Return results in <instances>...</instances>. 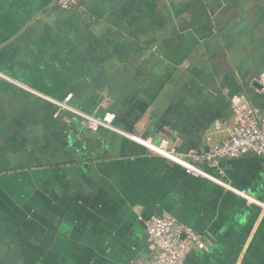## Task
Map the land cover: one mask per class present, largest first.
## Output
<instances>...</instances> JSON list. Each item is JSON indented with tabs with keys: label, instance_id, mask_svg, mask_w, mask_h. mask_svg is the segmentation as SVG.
I'll return each mask as SVG.
<instances>
[{
	"label": "crops",
	"instance_id": "1",
	"mask_svg": "<svg viewBox=\"0 0 264 264\" xmlns=\"http://www.w3.org/2000/svg\"><path fill=\"white\" fill-rule=\"evenodd\" d=\"M0 264H149L146 222L168 215L205 243L184 264H264V158L185 170L52 100L178 152L264 114V0H0Z\"/></svg>",
	"mask_w": 264,
	"mask_h": 264
},
{
	"label": "built area",
	"instance_id": "2",
	"mask_svg": "<svg viewBox=\"0 0 264 264\" xmlns=\"http://www.w3.org/2000/svg\"><path fill=\"white\" fill-rule=\"evenodd\" d=\"M54 4L65 9L76 8L81 0H52ZM0 76H2L0 74ZM260 91L264 92V83L255 79ZM58 109L56 116L61 112L69 111L81 118L88 128L98 130L106 128L118 132L133 141L144 145L151 152L166 158L181 166L192 177H202L221 183L218 178L210 174L205 166L218 164L223 160L239 159L246 156L264 158V114L253 106L245 95H235L231 99L234 126L227 131L224 140L207 153L190 151L186 154L178 152L166 141L154 144L135 135L118 130L114 126L115 115L107 113L101 117L87 114L71 106V96L65 100H52ZM230 189L242 197L248 204L257 205L264 211V201L253 197L247 190ZM149 240L154 248L153 261L149 264H184L188 253L194 249H204L205 243L201 236L192 228L181 224L174 217L163 215L146 222ZM141 264V263H131Z\"/></svg>",
	"mask_w": 264,
	"mask_h": 264
},
{
	"label": "water",
	"instance_id": "3",
	"mask_svg": "<svg viewBox=\"0 0 264 264\" xmlns=\"http://www.w3.org/2000/svg\"><path fill=\"white\" fill-rule=\"evenodd\" d=\"M264 161V160H263Z\"/></svg>",
	"mask_w": 264,
	"mask_h": 264
}]
</instances>
